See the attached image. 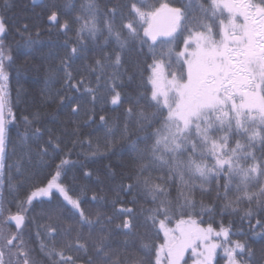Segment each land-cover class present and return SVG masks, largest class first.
I'll use <instances>...</instances> for the list:
<instances>
[{
  "label": "snow or ice",
  "instance_id": "snow-or-ice-1",
  "mask_svg": "<svg viewBox=\"0 0 264 264\" xmlns=\"http://www.w3.org/2000/svg\"><path fill=\"white\" fill-rule=\"evenodd\" d=\"M32 4L0 7V264H264V0Z\"/></svg>",
  "mask_w": 264,
  "mask_h": 264
},
{
  "label": "trees",
  "instance_id": "trees-1",
  "mask_svg": "<svg viewBox=\"0 0 264 264\" xmlns=\"http://www.w3.org/2000/svg\"><path fill=\"white\" fill-rule=\"evenodd\" d=\"M43 3H48L50 0H41ZM40 2V3H41ZM10 3H13L15 7L11 9L9 12V17L15 16L16 19H19L21 15L27 14L30 18L35 19L34 13H40L42 11L41 7L34 6L31 0H10ZM3 6V0H0V7ZM45 43L49 42V36L47 33L43 34L40 38ZM52 39H56V37H52ZM17 42H21L18 36H15L13 33H9L6 43H12L13 47L16 46ZM22 43V42H21ZM47 51V49H45ZM23 63V59H18L16 62L15 67H19ZM14 69L11 71V79H10V89L13 101L16 99L17 89H23L21 93V100L22 102L17 105V116L27 115L29 111L32 109L25 104L23 101H31L33 97H38L40 89L43 87L41 76H37L34 73L25 74L23 76L17 75ZM19 79V84L17 80ZM55 106H51L47 111H53ZM15 134V129L13 130V135ZM118 158L113 157V161L116 162ZM108 161H105L107 163ZM207 202V201H206ZM148 205H145L147 207ZM227 223V220L225 221ZM252 247L257 250V254L259 255V249L261 247L260 242L257 241L252 243Z\"/></svg>",
  "mask_w": 264,
  "mask_h": 264
},
{
  "label": "water",
  "instance_id": "water-1",
  "mask_svg": "<svg viewBox=\"0 0 264 264\" xmlns=\"http://www.w3.org/2000/svg\"><path fill=\"white\" fill-rule=\"evenodd\" d=\"M31 2H32V0H31ZM37 2H38V3H40V2H41V0H37Z\"/></svg>",
  "mask_w": 264,
  "mask_h": 264
}]
</instances>
